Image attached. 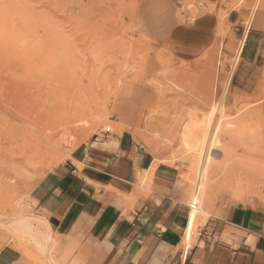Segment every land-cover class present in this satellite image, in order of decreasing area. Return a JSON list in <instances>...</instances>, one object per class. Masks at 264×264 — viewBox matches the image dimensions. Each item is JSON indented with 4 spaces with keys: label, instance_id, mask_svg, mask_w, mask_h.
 Returning <instances> with one entry per match:
<instances>
[{
    "label": "rangeland",
    "instance_id": "obj_1",
    "mask_svg": "<svg viewBox=\"0 0 264 264\" xmlns=\"http://www.w3.org/2000/svg\"><path fill=\"white\" fill-rule=\"evenodd\" d=\"M263 4L181 0L174 8L181 34L163 51L139 33L135 0H0V247L36 264H59L44 238L39 249L10 227L24 215L40 229L32 188L108 127L112 133L129 130L152 156L140 186L150 189L158 167L173 171L190 213L203 167L190 146L207 149L222 123L219 146L211 151L217 158L202 171L207 193L200 204L209 214L198 213L192 245L210 231V219L225 220L237 207L264 208ZM73 102L94 120L73 129L50 123L46 133L55 135L53 142L33 156L21 144L22 125L8 116ZM23 103L25 112L16 111ZM194 130L199 138L187 146L186 133Z\"/></svg>",
    "mask_w": 264,
    "mask_h": 264
},
{
    "label": "crops",
    "instance_id": "obj_2",
    "mask_svg": "<svg viewBox=\"0 0 264 264\" xmlns=\"http://www.w3.org/2000/svg\"><path fill=\"white\" fill-rule=\"evenodd\" d=\"M180 1L135 0L138 31L162 45L160 50H171L181 34L174 10ZM152 165V156L129 130L104 133L34 185L32 212L48 221L59 264H264V208L259 206L237 207L225 220L210 219V234L185 251V190L176 173L159 167L150 189L140 186ZM0 264L36 263L2 246Z\"/></svg>",
    "mask_w": 264,
    "mask_h": 264
},
{
    "label": "bare ground",
    "instance_id": "obj_3",
    "mask_svg": "<svg viewBox=\"0 0 264 264\" xmlns=\"http://www.w3.org/2000/svg\"><path fill=\"white\" fill-rule=\"evenodd\" d=\"M19 4H20V2H19ZM43 20H44V18H43ZM57 35L58 34H55V37ZM234 63H235V61H234ZM74 102L71 104V106H69L68 108H65V109L64 108H59V107L54 105L53 108H50L49 110H47L45 112H42V113H40L39 110L33 111V109H32V110H28L30 112L29 114L24 113L22 115H19V114L13 113L11 116H8V117H10L11 120H15V121H17L18 123H20L22 125V127H23L22 130L24 132L23 133V137L24 138L22 137V143L21 144L24 145L29 150V152L32 151L33 152L32 154H34L33 156L40 155L42 153V151H44V148L48 149L49 148V143L53 142V140L55 138V135H51V134H47L46 133L47 132L46 130L49 129V126L51 127L50 123L54 122L56 124L61 125V127L65 126V127L69 128V129H73V126H74L75 123H80V125H81V123L85 124V125H88V123L91 122L90 120L93 119V118L90 119V117H89V119H90L89 120L87 118V115H86L85 111L80 109V107H78L76 104H74ZM28 103H30V102H28ZM17 105L19 106V104H17ZM26 105H27V103H23L19 107V109H16V111L25 112L24 108L26 109V107H25ZM221 124H220V126H218V125L215 126L214 131H213V133H212V135L210 137V142L208 141V143H209L208 144L209 145L208 148L207 149L205 147L202 148V149H206V150H202L201 148H198V149L195 148V145L193 143H192V145L194 146V148H191L192 145L190 146V150H192V152H194L196 154V160H194L196 165L203 164V167L199 166V172L200 173H199L197 181L195 183V189H194L193 197H192L191 202L189 204L190 213H189V216H188V222H187V225H186V229H185V233H184V239H183L185 251L189 250L190 247L192 246V240H193V236H194V229H195L196 221L198 219V213H203V214H207V215L209 214L207 209H206V207H204V206H202L200 204V196H201V194L202 193L203 194L207 193L206 192L207 188H206V184L204 183V178H203L202 171H203L204 167H208V168L210 167V164L212 162V158H217V157H214L215 155H213V152H211V151H213L212 150L213 145L215 146V143L216 144L218 143V137L220 136L219 135V132H220L219 127H221ZM25 127H27V128H25ZM195 130L193 131L194 133H192V132H187L186 133L187 146H188V144L190 142H194L195 143L197 141L196 139L199 138V133H197L198 130H196L197 132ZM25 132L28 133L27 136H25ZM40 136L45 137L46 138L45 141L42 140V138H40ZM201 137H202V135H201ZM203 139H205V137ZM205 140H203L204 143H205ZM205 145L206 144H204V146ZM218 146L219 145L217 144V147ZM46 151L47 150H45V153H46ZM222 151L225 152L224 149H222ZM226 154H227V152H226ZM21 155L25 156V153H23ZM225 158H226V156H225ZM210 191H212V190H210ZM209 195H210V192L208 193V196ZM240 199L241 198H239V200ZM208 202H210V201H208ZM38 220L40 221L39 222L40 229L38 227H36V224L33 221V218L31 219L30 217H26L24 215L17 217L15 219V224L11 225L12 227H10V228H13V231L17 232L18 234H24V235H27V236L31 237V239L37 244L39 249L40 248L43 249V245H42L41 241L44 238L46 243H47V246H48V247H46L47 248L46 251H48V248L49 249L51 248V250H52V244H53L52 243V234H53L52 229H51L48 221L45 220L44 218H39ZM41 231H43V233H41ZM43 236H45V237H43ZM46 251H45V253H47ZM48 256L50 258V261L53 262L52 254H50ZM52 262H50V263H52Z\"/></svg>",
    "mask_w": 264,
    "mask_h": 264
},
{
    "label": "built area",
    "instance_id": "obj_4",
    "mask_svg": "<svg viewBox=\"0 0 264 264\" xmlns=\"http://www.w3.org/2000/svg\"><path fill=\"white\" fill-rule=\"evenodd\" d=\"M241 50H243V46L241 47ZM112 131V129L110 127H108L106 130H105V133L106 134H110Z\"/></svg>",
    "mask_w": 264,
    "mask_h": 264
}]
</instances>
